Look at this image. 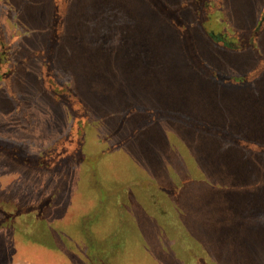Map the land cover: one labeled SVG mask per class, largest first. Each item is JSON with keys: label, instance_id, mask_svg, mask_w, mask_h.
I'll use <instances>...</instances> for the list:
<instances>
[{"label": "rangeland", "instance_id": "374dc122", "mask_svg": "<svg viewBox=\"0 0 264 264\" xmlns=\"http://www.w3.org/2000/svg\"><path fill=\"white\" fill-rule=\"evenodd\" d=\"M259 147L264 0H0V264H264Z\"/></svg>", "mask_w": 264, "mask_h": 264}, {"label": "trees", "instance_id": "16d2710c", "mask_svg": "<svg viewBox=\"0 0 264 264\" xmlns=\"http://www.w3.org/2000/svg\"><path fill=\"white\" fill-rule=\"evenodd\" d=\"M259 149H261L262 151H264V148L263 147H259ZM154 194V193H153ZM157 196H155L154 198H156ZM153 202H156V207H157V211H161V213H160V216L161 217H165L167 220H172V221H174V219L176 218V215H172V214H170L165 208H166V206H162V204L161 205H159V200H157V199H154V201ZM152 202V203H153ZM165 209V211H163ZM91 225V224H90ZM90 225H88V226H90ZM30 233V232H29ZM29 238H31V239H40V238H36V236H34V234H29V236H28ZM40 241H43V240H40ZM89 242H90V250L91 251H100L101 253H103L104 254V248H103V246L101 245H97V243H95V241L93 240V239H90L89 240Z\"/></svg>", "mask_w": 264, "mask_h": 264}]
</instances>
